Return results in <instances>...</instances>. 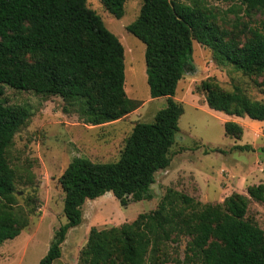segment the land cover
<instances>
[{
    "label": "trees",
    "instance_id": "16d2710c",
    "mask_svg": "<svg viewBox=\"0 0 264 264\" xmlns=\"http://www.w3.org/2000/svg\"><path fill=\"white\" fill-rule=\"evenodd\" d=\"M98 1L114 17L123 16L126 0ZM236 1L248 10L264 11V0ZM211 18L193 5L142 0L126 30L145 45L150 97H166V103L152 121L134 124L116 160L75 156L67 164L58 179L66 221L38 264H52L61 256V243L67 230L81 222L85 200L106 192L123 206L152 198L155 173L170 163L184 112L173 97L183 75L194 71L193 39L220 62L245 74H264V29L250 30L239 42ZM123 54L121 41L86 0H0V245L28 223L26 215L14 209L16 174L7 150L31 115L26 106L3 101L4 86L58 95L65 111L77 109L94 124L115 120L135 105L124 89ZM201 90L210 109L264 120V101L250 98L239 86L224 91L204 81ZM224 130L235 136L242 132L234 121L225 122ZM234 148L251 149L249 144ZM247 194L264 203V184L248 186ZM247 205L248 198L238 193L221 203H202L169 188L154 210L133 221L91 228L78 264H145L147 256L150 264L160 241L184 234L191 237L187 256L200 259V264H264V231L246 218Z\"/></svg>",
    "mask_w": 264,
    "mask_h": 264
},
{
    "label": "rangeland",
    "instance_id": "374dc122",
    "mask_svg": "<svg viewBox=\"0 0 264 264\" xmlns=\"http://www.w3.org/2000/svg\"><path fill=\"white\" fill-rule=\"evenodd\" d=\"M171 1L193 5L211 14L212 21L239 42L250 36V30L264 29V11L248 10L236 0ZM141 4L142 0H126L123 16L116 18L98 0H86V5L123 45L124 89L127 97L135 101L128 113L94 124L77 109L65 111L64 101L58 95L4 86L3 101L24 105L31 115L15 133L7 150V159L16 174L14 209L22 211L28 223L16 237L1 243L0 264H38L45 255L54 232L66 221L64 194L58 179L73 157L100 162L116 160L134 124L152 121L156 111L165 105L166 97L149 95L144 43L126 30L137 17ZM192 44L194 71L183 75L173 97L184 112L178 121L170 163L155 173L150 188L152 198L129 200L123 206L111 192H106L85 200L81 222L67 230L60 246L61 256L52 264H78L91 228L133 221L138 214L154 210L169 188L202 203H221L231 194H242L248 198L246 218L264 231V203L247 194L248 186L264 184V120L210 109L201 90L204 81L224 91L239 86L250 98L264 101V74H245L217 60L211 49L195 39ZM227 121L238 123L241 134H226ZM243 144H249L251 149L234 148ZM213 148L221 151H211ZM190 238L185 234L172 235L160 241L153 249L150 264H200V259L187 256ZM114 260L118 262L120 257L116 255Z\"/></svg>",
    "mask_w": 264,
    "mask_h": 264
}]
</instances>
